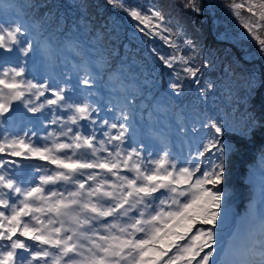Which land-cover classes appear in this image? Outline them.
Listing matches in <instances>:
<instances>
[{
  "label": "snow or ice",
  "instance_id": "obj_1",
  "mask_svg": "<svg viewBox=\"0 0 264 264\" xmlns=\"http://www.w3.org/2000/svg\"><path fill=\"white\" fill-rule=\"evenodd\" d=\"M107 3L124 18L99 27L86 0H32L0 16V264H264V191L244 232L225 240L228 163L264 130V115L247 110L264 77L253 68L244 94L210 114L212 53L187 24L159 0ZM223 7L244 30L218 33L239 52L231 78L234 64L264 59V0ZM157 64L170 70L166 89ZM193 86L197 102L183 104Z\"/></svg>",
  "mask_w": 264,
  "mask_h": 264
},
{
  "label": "rangeland",
  "instance_id": "obj_2",
  "mask_svg": "<svg viewBox=\"0 0 264 264\" xmlns=\"http://www.w3.org/2000/svg\"><path fill=\"white\" fill-rule=\"evenodd\" d=\"M98 1L100 0L93 1V5L95 6V9L94 8L92 9L95 12L99 10L101 5V2ZM101 1L106 6H109V9L116 11L112 6H110L107 3V0H101ZM149 2L150 0H142V3L144 4H148ZM185 2H187V0H185ZM199 2L202 5L209 6V8L205 10V12L202 15L196 14L190 8L185 10L180 0H159V3L165 9L171 8L172 13L178 16L183 22L187 24L192 39L194 41H197L198 44L202 46L204 52L212 53L209 59L212 61L213 66L205 71V78L214 82L215 85L214 92L209 93L210 98L208 100V105H209L208 110L209 113L211 114V111L217 108L225 109L226 111L229 110L228 106L232 104L233 96L244 94L243 90L245 88V84L243 82V77L247 73H249L253 68L258 70L261 77H264V67H262L264 66V59L257 58L252 63L241 62L240 64H234L232 66L234 75L231 78H229V76L224 71L225 66L231 64L233 60V53H235L238 56L239 52L235 46L225 42H221V40L217 38L218 33H223L225 32V30H227V32L235 34L244 30L242 29L240 23L238 22V19L230 15L228 10L225 7H223L224 3H231L232 0H199ZM236 2L239 3L242 2V0H236ZM39 9L41 11L43 8H39ZM87 13H89L88 9H87ZM11 14L12 11L8 12L5 15H0V16L4 18L6 17L10 18ZM120 14H121V18L123 19L124 14L121 12ZM72 15H75V13H72ZM106 17H108V19L109 18L116 19L115 17L109 16V14H107ZM70 18L72 19V16H70ZM93 20L94 22H96L94 18ZM193 21H197L198 23L194 24ZM97 23L103 25L105 21L102 22L99 20ZM95 26L98 27V25ZM260 34L262 35V38H264V32H261ZM157 41L162 45H164L161 41L159 40ZM157 41H155V43ZM246 43L247 46L249 47V50L256 51V46L254 43L251 42H246ZM160 50L161 52L166 51L165 47H161ZM258 62H260L261 64H259ZM200 63L202 64L203 60H201ZM155 72L159 76V78L164 82L163 89H166L170 70L167 69L162 70L159 67V64H157L155 68ZM230 91L232 93V96L229 95ZM224 96L227 97L229 101L226 102ZM257 98H259L264 104V86L257 87L256 90L252 93L251 99L247 105V109L251 104H253V102ZM196 102H197L196 89L193 86L191 93H186L185 96L182 97V103L192 104ZM235 110L242 111L243 113H245V107L235 106L231 108L230 118L240 123L243 121V119L234 115ZM255 138L259 143L263 141V139H261L259 135L258 136L252 135L251 137L241 139L240 141H245ZM245 143H250V142L247 141ZM238 144L239 145H236V148H238L239 151H235V153L231 157V160L228 163L229 170L227 174V180L232 179L234 177V181L236 182V187L232 190L228 189L232 201L231 209L233 215L231 217L230 228L226 229L225 240L229 238L230 233L236 232L238 226L240 228L241 233L244 232L247 226L241 223V218L243 217V214H246L250 209L256 210L258 205L256 201H259L261 199V196H256L255 189L252 187L253 181H251L254 178L253 173L255 167V164L254 166H252V162L259 161L261 159V153L257 155L258 159L254 158L253 156L252 157L244 156L243 158L245 146L240 143ZM244 162L250 165V167H248V165L243 166L242 164H244ZM260 164H263V160H260ZM237 168L240 169L239 171L240 174L244 176L239 175V177H237L238 176L236 173Z\"/></svg>",
  "mask_w": 264,
  "mask_h": 264
},
{
  "label": "trees",
  "instance_id": "obj_3",
  "mask_svg": "<svg viewBox=\"0 0 264 264\" xmlns=\"http://www.w3.org/2000/svg\"><path fill=\"white\" fill-rule=\"evenodd\" d=\"M93 1L94 0H86V3L88 4V11H89L90 17L91 18L93 17L96 21V22H94V20L92 18V22L94 23V25H98V27L101 26V24L97 23V22L99 20L102 22L106 21L108 19V17H106L107 14H109V16L116 18V19H112V20L122 19L120 12L109 9V6H106L101 0L98 1V2H101L100 8L97 12H95L92 9V8L95 9V6L93 5ZM30 2H32V0H0V15L7 14L8 12L12 11V9L17 8V6L20 4L30 3ZM35 2L37 4H40V5L47 3L48 6L51 7L53 4L63 5L66 3V0H35ZM46 10L47 9H44V8L41 11H40V9H37V11L40 13H43ZM156 44L159 47V49L161 47H165L164 45H162L158 41L156 42ZM258 63L261 64L260 62H258ZM262 67H264V66H262ZM260 91H261V89H260ZM224 98L226 99V102L229 101L227 99V97L224 96ZM263 105H264L263 102L259 98H257V99H255L253 104H251L249 106V108L247 110L251 113H254L257 117H259L261 115H264V106ZM234 115L237 117H240L241 119H244V117H245V113H243L242 111H237V110H235ZM253 135H257V136L259 135V137L261 139H263V141L261 143H259V142H257V139L255 138V139L240 141L239 143L245 146L243 156H246V157H252L253 156L254 158L258 159L257 155L264 152V130H257ZM247 141L250 143H245ZM233 142L235 143V141H233ZM236 145H239V144L237 143ZM236 149H237L236 151H239L238 148H236ZM260 160H262V159H260ZM260 160L256 161V162H252V166H254V164H255L254 173H253V176L255 179L253 178L251 180V181H253L252 187L255 189L256 192H259V193L261 191H264V160H263V164H260ZM239 171H240V169L237 168L236 169V173L238 175L237 177H239V175L244 176V175H241L239 173ZM227 185H228V189H230V190H232L236 187V182L234 181V177L232 179L227 180Z\"/></svg>",
  "mask_w": 264,
  "mask_h": 264
}]
</instances>
